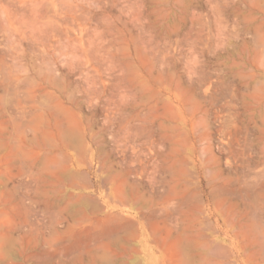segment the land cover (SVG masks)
Instances as JSON below:
<instances>
[{"label":"rangeland","instance_id":"1","mask_svg":"<svg viewBox=\"0 0 264 264\" xmlns=\"http://www.w3.org/2000/svg\"><path fill=\"white\" fill-rule=\"evenodd\" d=\"M9 263L264 264V0H0Z\"/></svg>","mask_w":264,"mask_h":264},{"label":"bare ground","instance_id":"2","mask_svg":"<svg viewBox=\"0 0 264 264\" xmlns=\"http://www.w3.org/2000/svg\"><path fill=\"white\" fill-rule=\"evenodd\" d=\"M47 7V6H46ZM48 9V8H47ZM59 9H61V8H59ZM42 10V9H41ZM65 10V9H64ZM42 12V11H41ZM53 12H55V17H48V16H46V17H38L37 19L35 18H33L34 20H29V21H32V22H29L28 21V23L27 22H20L19 23V25H21L22 26V24L24 23V25H23V27L24 28H22V29H19V28H15L14 27V29H15V31H14V33H12V34H14V35H16V33H22L23 34V36H25L26 38H28V39H31V40H33L34 42L35 41H39V42H41L42 43V50H41V52H39L41 55H44V56H46V55H48L50 52H53V53H56V54H73V55H79L80 53V51H79V49L77 48V47H75V48H73V49H71V50H69V49H67L66 48V46H64L63 44H61V45H58V46H54V45H52V44H50V43H48L46 40H45V33H47V31H48V29H52V31H55V32H59V33H61L62 32V30L60 29V25H59V21H58V18L59 17H57V16H59V14H58V9L57 8H55V10L53 11ZM78 18V17H77ZM75 19V18H74ZM80 19V18H79ZM27 19H25V21H26ZM60 22H62V21H60ZM10 27H8V29H9ZM5 30H7L6 28H5ZM69 30V29H68ZM9 31V30H8ZM11 31H13V30H11ZM70 32V31H69ZM63 33V32H62ZM10 34V33H9ZM49 34V33H48ZM13 35V36H14ZM18 36V35H17ZM48 38V37H47ZM18 40V39H17ZM16 41V38H15V36H14V38L12 39V41L11 42H15ZM63 42V41H62ZM88 42V41H87ZM35 51V50H34ZM38 51V50H37ZM95 52V51H94ZM93 52V53H94ZM37 53V52H36ZM39 53H37V55H40ZM5 54V53H4ZM91 54H92V52H91ZM8 56H9V54H8ZM80 56V55H79ZM82 56V55H81ZM93 56V55H92ZM92 56H90L91 58H92ZM94 56H95V54H94ZM39 57V56H38ZM41 57V56H40ZM96 57V56H95ZM73 58H74V56H73ZM90 58V59H91ZM3 59H4V56H3ZM75 60V59H74ZM97 63V62H96ZM95 63V64H96ZM81 71V70H80ZM88 73V72H87ZM91 73V72H90ZM82 74V73H81ZM14 75V74H13ZM82 76H84V75H82ZM86 77H88V76H86ZM9 78V77H8ZM7 78V80H9ZM18 79H19V77H18ZM90 79V78H89ZM13 80V79H12ZM60 80H61V78H60ZM110 113V112H109ZM126 113V112H125ZM37 114V113H36ZM114 119V118H113ZM125 121V120H124ZM37 126V125H36ZM129 128V127H128ZM70 131H68V133H69ZM119 132V131H118ZM119 133H122L121 131L119 132ZM118 134V133H117ZM116 134V135H117ZM71 135H73V134H71ZM71 135H69V136H71ZM113 135H115L114 133H113ZM119 135V134H118ZM117 135V136H118ZM11 136V135H10ZM9 136V137H10ZM132 136V135H131ZM113 137H115V136H113ZM14 138V137H13ZM76 138V137H75ZM11 140V139H10ZM117 140V139H116ZM85 142V141H84ZM83 142V143H84ZM7 143H9V142H7ZM12 143H13V141H12ZM82 145V144H81ZM14 146V145H13ZM11 147V146H10ZM16 147V146H15ZM14 147V148H15ZM13 148V147H12ZM17 150V149H16ZM102 151V150H101ZM17 153V152H16ZM46 154V153H45ZM21 156V155H20ZM79 156V155H78ZM81 156V155H80ZM87 156V155H86ZM94 155L92 154V157H93ZM51 158H49L48 160H50L49 162L51 163V166L50 167H52V169H56V166H52L53 164L54 165H57V161L59 160V156H50ZM57 157H59L58 158V160H57ZM94 158V157H93ZM44 159V158H43ZM94 160V159H93ZM107 160V159H106ZM105 160V161H106ZM122 161V160H121ZM124 161V160H123ZM123 161H122V163H123ZM97 162V166L100 168L99 169V171L100 170H103L104 168H105V166H106V163L104 162V161H102L101 160V158L99 157L98 158V161H96ZM124 162H126V161H124ZM121 163V162H120ZM20 164H22V163H20ZM46 165V164H45ZM121 165H123V164H121ZM62 166V165H61ZM61 166H60V168H61ZM125 166V165H124ZM25 167V166H24ZM132 167V166H131ZM43 168V167H42ZM130 169V168H129ZM24 170V169H23ZM131 170H133V168L131 169ZM130 170V171H131ZM25 171V170H24ZM53 171V170H52ZM98 171V172H99ZM127 171H129V170H127ZM129 171V172H130ZM55 172V171H54ZM132 173H133V171H132ZM24 174H27V173H25L24 172ZM76 174V173H75ZM83 174V173H82ZM116 174V173H115ZM80 175H81V173H80ZM84 175H85V173H84ZM77 176V175H76ZM82 177H83V175H81ZM110 176V175H109ZM78 177V176H77ZM57 178V177H56ZM63 178H65V177H62V179ZM68 178V177H67ZM61 179V180H62ZM68 179H70V178H68ZM104 179V178H103ZM105 179H108L107 177L105 178ZM64 180V179H63ZM83 180V179H82ZM236 180V179H235ZM134 181H136L137 182V180H134ZM48 184V183H47ZM63 184H65V183H63ZM62 184V185H63ZM76 184V183H75ZM17 187V186H16ZM125 189L126 188H124V191H125ZM56 191V190H55ZM128 195V194H127ZM79 196V195H78ZM24 197V196H23ZM44 197V196H43ZM90 198V197H89ZM261 198V197H260ZM79 200H81L82 201V199H79ZM78 200V201H79ZM80 201V202H81ZM91 201V200H90ZM250 201V200H249ZM79 202V203H80ZM82 203V202H81ZM90 203H92V202H90ZM247 203V202H246ZM137 204V203H136ZM94 205V204H93ZM92 205V206H93ZM89 206V205H88ZM30 207V206H29ZM98 207V206H97ZM89 208H90V206H89ZM96 208V207H95ZM256 214V213H255ZM235 217V216H234ZM28 222V221H27ZM27 222H26V224H27ZM256 224V223H255ZM206 225V224H205ZM205 228V227H204ZM258 228V227H257ZM258 230V229H257ZM256 233V232H255ZM258 233V232H257ZM263 233V232H262ZM115 235V234H114ZM162 237V236H161ZM160 237V238H161ZM122 238V237H121ZM105 241V240H104ZM108 241V240H107ZM205 241V240H204ZM122 244V243H121ZM203 244V243H202ZM211 245V244H210ZM125 246V245H124ZM132 246V245H131ZM202 246V245H201ZM247 246V245H246ZM92 247V246H91ZM114 247V246H113ZM136 247V246H135ZM198 247V246H197ZM208 247V246H207ZM217 247V246H216ZM216 247H215V249H216ZM219 247H220V245H219ZM125 248V247H124ZM137 248V247H136ZM136 248H134V249H136ZM196 248V247H195ZM222 248V247H221ZM92 249V248H91ZM98 249V248H97ZM218 249V248H217ZM130 250H131V247H130ZM213 249H211L210 251H212ZM181 251V250H180ZM185 251V250H184ZM219 251V250H218ZM221 251V250H220ZM214 252H217V251H214ZM183 253V252H182ZM186 253H187V251H186ZM212 253V252H211ZM111 254V253H110ZM114 254V253H113ZM122 254V253H121ZM120 254V255H121ZM207 254H209V253H207ZM214 254V253H213ZM104 255V254H103ZM107 255V254H106ZM182 255V254H181ZM185 255V254H184ZM188 255V254H187ZM211 255V254H210ZM216 255H217V253H216ZM220 255V254H219ZM230 255V254H229ZM202 256V255H201ZM205 256V255H204ZM223 256V255H222ZM119 257V256H118ZM224 257H226L225 255H224ZM114 258V257H113ZM221 258H223V257H221ZM227 258V257H226ZM187 259V258H186ZM108 260V259H107ZM110 260V259H109ZM188 260V259H187ZM198 260H201V259H198ZM123 261V260H122ZM121 261V262H122ZM182 261H183V259H182ZM191 261V260H190ZM93 262V261H92ZM110 262V261H109ZM108 262V263H109ZM180 262V261H179ZM185 262H186V260H185ZM188 262V261H187ZM186 262V263H187ZM199 262V261H198ZM209 262V261H208ZM98 263V262H97ZM170 263V262H169ZM191 263V262H190ZM193 263V262H192ZM202 263V262H201ZM211 263V262H210ZM217 263V262H216ZM10 264V263H9ZM11 264H13V263H11ZM15 264V263H14ZM103 264V263H102ZM183 264V263H182ZM208 264V263H207Z\"/></svg>","mask_w":264,"mask_h":264}]
</instances>
